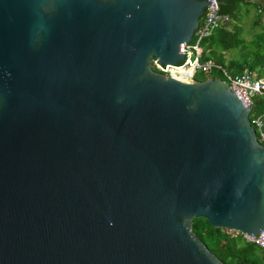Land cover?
<instances>
[{
  "label": "water",
  "instance_id": "obj_1",
  "mask_svg": "<svg viewBox=\"0 0 264 264\" xmlns=\"http://www.w3.org/2000/svg\"><path fill=\"white\" fill-rule=\"evenodd\" d=\"M205 0H0V264H225L193 218L264 231V145L178 65Z\"/></svg>",
  "mask_w": 264,
  "mask_h": 264
},
{
  "label": "trees",
  "instance_id": "obj_2",
  "mask_svg": "<svg viewBox=\"0 0 264 264\" xmlns=\"http://www.w3.org/2000/svg\"><path fill=\"white\" fill-rule=\"evenodd\" d=\"M218 13L226 15L229 24L223 22L216 28L210 35L202 40L204 50H201L200 59H213L215 62L222 63L221 55L224 51L239 50L241 60L238 62L230 60L225 66L232 74L241 73L247 70L249 73H255L256 77L264 76V54L260 55L257 52L248 53L245 51L243 37L240 35V20L247 15L249 10H253V15L260 16V12L264 10L259 7L260 0H217ZM258 10H261L258 12ZM260 18V17H259ZM252 21V25L258 24L261 19ZM255 43L264 46V39L261 42ZM221 51V52H218ZM205 52L209 53L208 55ZM212 54V56H211ZM218 55V56H215ZM181 63V62H180ZM179 63V64H180ZM153 70H157L151 64ZM158 71V70H157ZM208 74L194 77L193 79L203 80L206 77H221V74L216 71L207 72ZM207 75V76H205ZM258 105L264 106V101L260 97H255L251 111ZM256 113L255 111H253ZM261 113H264L261 112ZM264 125V116H263ZM191 230L202 241L205 247L212 252L221 262L225 264H259V261L264 262V255L260 252L259 248L252 243L244 242L239 236L230 237L226 234L223 228L212 227L204 218H193L191 220ZM259 260V261H258Z\"/></svg>",
  "mask_w": 264,
  "mask_h": 264
},
{
  "label": "built area",
  "instance_id": "obj_3",
  "mask_svg": "<svg viewBox=\"0 0 264 264\" xmlns=\"http://www.w3.org/2000/svg\"><path fill=\"white\" fill-rule=\"evenodd\" d=\"M253 1V0H249ZM206 5L204 12L198 22L197 27L193 30L191 40L185 42L182 50L183 60L178 65L161 66L155 61L151 64L155 66L158 72L164 74H176L192 80L193 74L196 71L212 72L216 71L221 74V79L232 90L238 101L249 108L248 115L253 121V129L256 139L264 145V113H254L251 111L253 100L255 97H260L264 101V77H256L243 70L241 73L232 74L226 67L213 59H200L202 40L210 35L224 21H227V16L218 13L217 0H205ZM150 64V65H151ZM156 70V71H157ZM230 237L239 236L244 242L252 243L257 246L264 255V231L258 234L241 233L234 229H224Z\"/></svg>",
  "mask_w": 264,
  "mask_h": 264
},
{
  "label": "rangeland",
  "instance_id": "obj_4",
  "mask_svg": "<svg viewBox=\"0 0 264 264\" xmlns=\"http://www.w3.org/2000/svg\"><path fill=\"white\" fill-rule=\"evenodd\" d=\"M262 3H264V1ZM261 16L264 17V14L260 15L259 16L260 18H259L258 16L253 15V10H249L247 15L244 16V19L240 21V28H241L240 35L243 37L244 44L246 46L245 51L250 54L251 52H257L260 55L264 54V46L262 45V43H259L260 45H258L254 41V39H257L256 41L261 42V40L264 39V20H262L263 18ZM254 17L259 18L261 20L258 24L252 25V19ZM200 47H201V50L202 49L204 50L203 48L204 46H202V43H200ZM218 52H221V51L218 50ZM205 54L208 55L209 53L205 52ZM215 56H218V55H215ZM221 59H222L223 64L226 66L230 62V60H235L238 62L242 58L240 56L239 50L233 49L230 51H224V53H222L221 55ZM204 74H208V73L205 71L199 70V71H196V74L194 75V77L198 78L200 77V75L202 76ZM251 74L255 76V73H251ZM218 78L221 79V77H218ZM253 111H255L256 113H261L264 111V106L258 105L255 109H253ZM259 264H264V262L262 263V261H259Z\"/></svg>",
  "mask_w": 264,
  "mask_h": 264
},
{
  "label": "crops",
  "instance_id": "obj_5",
  "mask_svg": "<svg viewBox=\"0 0 264 264\" xmlns=\"http://www.w3.org/2000/svg\"><path fill=\"white\" fill-rule=\"evenodd\" d=\"M264 0H260L259 2H257L258 4H259V7H263L264 6V3H262ZM263 4V5H262ZM261 10H258V12H260ZM261 14H264V10H262L261 12H260ZM262 17V16H261ZM263 19L262 20H264V17H262ZM244 18H242L241 20H243ZM240 20V21H241ZM253 20H257V18L256 17H254L253 19H252V21ZM225 22V21H224ZM226 24H229V20L228 21H226L225 22Z\"/></svg>",
  "mask_w": 264,
  "mask_h": 264
},
{
  "label": "clouds",
  "instance_id": "obj_6",
  "mask_svg": "<svg viewBox=\"0 0 264 264\" xmlns=\"http://www.w3.org/2000/svg\"><path fill=\"white\" fill-rule=\"evenodd\" d=\"M224 65V64H223ZM225 66V65H224ZM264 77V76H263ZM192 80H193V78H192ZM222 80V79H221Z\"/></svg>",
  "mask_w": 264,
  "mask_h": 264
}]
</instances>
